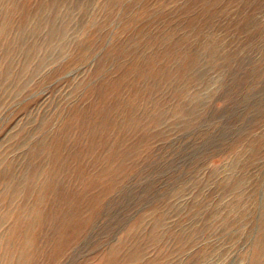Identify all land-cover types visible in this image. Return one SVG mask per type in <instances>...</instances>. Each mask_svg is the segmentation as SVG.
I'll use <instances>...</instances> for the list:
<instances>
[{
	"label": "rangeland",
	"instance_id": "obj_1",
	"mask_svg": "<svg viewBox=\"0 0 264 264\" xmlns=\"http://www.w3.org/2000/svg\"><path fill=\"white\" fill-rule=\"evenodd\" d=\"M0 264H264V0H0Z\"/></svg>",
	"mask_w": 264,
	"mask_h": 264
},
{
	"label": "bare ground",
	"instance_id": "obj_2",
	"mask_svg": "<svg viewBox=\"0 0 264 264\" xmlns=\"http://www.w3.org/2000/svg\"><path fill=\"white\" fill-rule=\"evenodd\" d=\"M29 27V26H28ZM94 177V176H93ZM12 198V197H11Z\"/></svg>",
	"mask_w": 264,
	"mask_h": 264
}]
</instances>
